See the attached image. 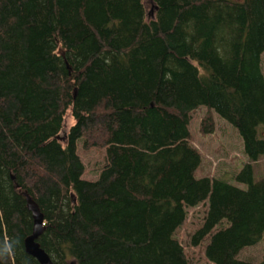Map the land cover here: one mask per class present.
Instances as JSON below:
<instances>
[{"label": "trees", "instance_id": "trees-1", "mask_svg": "<svg viewBox=\"0 0 264 264\" xmlns=\"http://www.w3.org/2000/svg\"><path fill=\"white\" fill-rule=\"evenodd\" d=\"M263 51L264 0H0V264H39L24 191L53 264H192L175 233L207 198L191 241L210 264H264L238 258L264 235V177L196 178L188 128L206 106L264 154ZM78 139L106 148L94 181Z\"/></svg>", "mask_w": 264, "mask_h": 264}, {"label": "rangeland", "instance_id": "rangeland-1", "mask_svg": "<svg viewBox=\"0 0 264 264\" xmlns=\"http://www.w3.org/2000/svg\"><path fill=\"white\" fill-rule=\"evenodd\" d=\"M261 69L264 76V51L261 54ZM209 111L206 106H199L191 114L188 124L191 135L190 143L200 154V163L195 177L219 178L246 189L247 184L238 181L236 175L244 165L250 163L253 180L262 179L264 177V154L259 155L256 160H250L243 149L242 138L237 128L214 110ZM207 113L211 115L213 127L210 131L204 132L201 123ZM66 118L67 125L73 123L69 115ZM262 128L264 127H259V131L263 132ZM76 147L83 164L81 177L86 180H96L105 162L106 148H85L82 139L77 140ZM208 209V198L187 207L185 220L175 233L176 239L183 246L184 253L192 264H210L204 252V242L195 245L191 241L192 234L204 221ZM238 258L251 262H263L264 235L258 243L244 247L239 252Z\"/></svg>", "mask_w": 264, "mask_h": 264}, {"label": "water", "instance_id": "water-1", "mask_svg": "<svg viewBox=\"0 0 264 264\" xmlns=\"http://www.w3.org/2000/svg\"><path fill=\"white\" fill-rule=\"evenodd\" d=\"M23 194L33 222L31 233L24 238L25 252L35 258L39 264H53L48 254L41 248L38 242V238L45 230L44 216L37 202L27 192L24 191Z\"/></svg>", "mask_w": 264, "mask_h": 264}, {"label": "clouds", "instance_id": "clouds-1", "mask_svg": "<svg viewBox=\"0 0 264 264\" xmlns=\"http://www.w3.org/2000/svg\"><path fill=\"white\" fill-rule=\"evenodd\" d=\"M5 251H7V249H5Z\"/></svg>", "mask_w": 264, "mask_h": 264}]
</instances>
